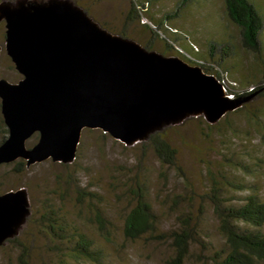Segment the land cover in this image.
<instances>
[{
	"label": "rangeland",
	"instance_id": "rangeland-1",
	"mask_svg": "<svg viewBox=\"0 0 264 264\" xmlns=\"http://www.w3.org/2000/svg\"><path fill=\"white\" fill-rule=\"evenodd\" d=\"M71 1L114 35L124 33L142 47L151 44V51L210 68L224 81L230 100L227 91L263 89L243 98L240 108L214 125L200 116L165 128L162 136L175 151L170 165L158 159L147 141L128 147L90 129L82 131L70 164L46 160L26 167L22 159L0 164V195L24 188L29 200L25 224L14 241L0 246V264H18L22 254L29 264H172V233L179 232L186 218L196 234L183 264H210L205 258L223 243L210 202L212 190L236 204L249 194L264 202V0H250L263 20L258 55L242 47L224 0ZM4 32L1 24L0 79L16 83L21 76L5 54ZM7 135L0 114V143ZM36 141L33 135L26 147ZM232 183L245 190L233 189ZM137 188L144 191L156 225L154 234L131 240L122 228ZM96 214L106 230L98 229ZM48 224L62 231L51 233ZM76 232L92 242L95 261L73 256L66 238Z\"/></svg>",
	"mask_w": 264,
	"mask_h": 264
},
{
	"label": "water",
	"instance_id": "water-1",
	"mask_svg": "<svg viewBox=\"0 0 264 264\" xmlns=\"http://www.w3.org/2000/svg\"><path fill=\"white\" fill-rule=\"evenodd\" d=\"M1 23L5 53L21 78L0 79L8 130L0 164H70L85 129L130 147L192 117L214 125L244 101L230 100L201 68L110 33L71 0H3ZM28 216L24 188L0 195V246Z\"/></svg>",
	"mask_w": 264,
	"mask_h": 264
},
{
	"label": "trees",
	"instance_id": "trees-1",
	"mask_svg": "<svg viewBox=\"0 0 264 264\" xmlns=\"http://www.w3.org/2000/svg\"><path fill=\"white\" fill-rule=\"evenodd\" d=\"M224 8L228 20L239 31L242 47L258 55L260 53L259 35L263 29V20L254 4L250 0H224ZM119 36L126 38L124 33ZM144 48L148 51L152 50L151 44L145 45ZM166 48L169 49L170 46L167 45ZM213 50L214 46L210 45V59L214 53ZM216 64L219 65V62ZM195 65L201 68L204 73L214 76L221 82L219 75L212 74L210 68L201 64ZM262 89V86H257L252 91L242 94H231L228 91L227 93L233 97V100H236L249 97ZM162 132L152 134L148 138L147 144L152 147L163 164L170 165L174 161L175 151L163 138ZM233 184L235 183L230 184L233 189L245 190L244 186ZM133 196L134 204L124 217L122 233L126 239L136 240L146 234H154L156 219L151 206L146 201L144 191L137 188ZM210 200L218 222V230L223 237V243L218 249H214L205 260L210 264H264V233L262 231L264 202L260 201L256 194H249L244 197L241 203H232V201L222 199L220 191H216V189L215 191L212 190ZM95 218L98 229L100 231L106 230L104 219L98 214L95 215ZM47 228L51 233H54L55 230L62 231L54 224H48ZM195 234L189 219L186 218L180 222L179 232L172 233L174 245L172 264L184 263V260L189 256V245L195 242ZM66 239L68 242H72L73 256L78 261L96 260L97 254L93 244L84 234L76 232L74 236ZM11 240L14 241V239ZM18 264H29L25 254L18 258Z\"/></svg>",
	"mask_w": 264,
	"mask_h": 264
},
{
	"label": "flooded vegetation",
	"instance_id": "flooded-vegetation-1",
	"mask_svg": "<svg viewBox=\"0 0 264 264\" xmlns=\"http://www.w3.org/2000/svg\"><path fill=\"white\" fill-rule=\"evenodd\" d=\"M1 24H3V26H4V23H1ZM1 24H0V25H1ZM4 42H5V32H4ZM4 51H5V50H4ZM5 54H6V53H5ZM0 114H1V112H0ZM1 118H2V116H1ZM2 122H3V119H2ZM3 123H4V122H3ZM34 135H36V136H37V139H38V135H37V134H34ZM32 136H33V135H32ZM32 136H31V137H32ZM31 137H30V138H31ZM5 139H6V138H5ZM5 139H4V140H5ZM28 140H29V139H28ZM28 140H27V141H28ZM36 142H37V141H36Z\"/></svg>",
	"mask_w": 264,
	"mask_h": 264
},
{
	"label": "built area",
	"instance_id": "built-area-1",
	"mask_svg": "<svg viewBox=\"0 0 264 264\" xmlns=\"http://www.w3.org/2000/svg\"><path fill=\"white\" fill-rule=\"evenodd\" d=\"M226 90V89H225ZM231 97V96H230ZM228 98H229V96H228Z\"/></svg>",
	"mask_w": 264,
	"mask_h": 264
}]
</instances>
